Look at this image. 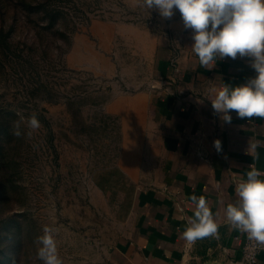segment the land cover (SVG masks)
<instances>
[{"label":"crops","instance_id":"0c3cea01","mask_svg":"<svg viewBox=\"0 0 264 264\" xmlns=\"http://www.w3.org/2000/svg\"><path fill=\"white\" fill-rule=\"evenodd\" d=\"M150 15L148 22L93 19L87 36L74 37V67L102 78L118 76L129 90L118 91L107 108L124 133L117 166L135 188L130 206L122 216L110 219L108 213L102 237L90 239L78 262L247 264L245 233L229 225L225 209L237 202L236 185L249 170L264 179V118H239L232 111L225 122L211 100L220 88L256 76L251 58L217 57L201 66L179 11L170 18L156 9ZM100 191L110 200V192ZM192 195L206 199L218 233L198 239L186 253L182 234L194 219ZM256 264H264V245Z\"/></svg>","mask_w":264,"mask_h":264},{"label":"rangeland","instance_id":"374dc122","mask_svg":"<svg viewBox=\"0 0 264 264\" xmlns=\"http://www.w3.org/2000/svg\"><path fill=\"white\" fill-rule=\"evenodd\" d=\"M150 14L142 0H0V264H43L45 226L62 264H79L108 213L122 216L132 203L135 188L117 166L122 125L107 108L129 90L118 76L74 67L73 44L93 19L148 22Z\"/></svg>","mask_w":264,"mask_h":264},{"label":"clouds","instance_id":"9594fccd","mask_svg":"<svg viewBox=\"0 0 264 264\" xmlns=\"http://www.w3.org/2000/svg\"><path fill=\"white\" fill-rule=\"evenodd\" d=\"M143 6L156 9L162 17L170 18L178 10L186 29L192 30V51L201 66H208L215 59L226 57L251 58L256 76L240 86L222 87L217 90L212 108L231 122L230 112L239 118H264V0H142ZM35 114L28 118V128H40ZM13 134L21 136L19 124ZM31 131L27 135L31 136ZM219 151L221 143L214 142ZM262 173L252 168L246 180L236 185V203L225 209L226 220L232 228L247 234L250 240L264 245V179ZM195 202L194 219L183 232L185 241L192 245L198 239L215 236L218 224L203 196L192 195ZM53 230L43 228L38 238L41 247L38 257L43 264H62L57 253Z\"/></svg>","mask_w":264,"mask_h":264},{"label":"built area","instance_id":"2783aa9c","mask_svg":"<svg viewBox=\"0 0 264 264\" xmlns=\"http://www.w3.org/2000/svg\"><path fill=\"white\" fill-rule=\"evenodd\" d=\"M189 247L191 245H187L186 248V253L189 252ZM263 248V245L258 244L254 240H250L245 233V242L242 246V254H243V259L247 264H256L259 258V254Z\"/></svg>","mask_w":264,"mask_h":264},{"label":"trees","instance_id":"16d2710c","mask_svg":"<svg viewBox=\"0 0 264 264\" xmlns=\"http://www.w3.org/2000/svg\"><path fill=\"white\" fill-rule=\"evenodd\" d=\"M6 181H4V183H5Z\"/></svg>","mask_w":264,"mask_h":264}]
</instances>
